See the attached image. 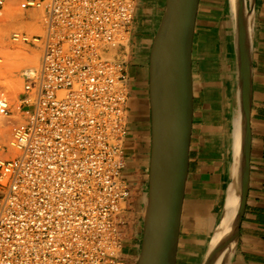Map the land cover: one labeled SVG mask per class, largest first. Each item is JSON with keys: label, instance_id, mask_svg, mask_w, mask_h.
<instances>
[{"label": "built area", "instance_id": "built-area-1", "mask_svg": "<svg viewBox=\"0 0 264 264\" xmlns=\"http://www.w3.org/2000/svg\"><path fill=\"white\" fill-rule=\"evenodd\" d=\"M138 3L0 0L35 27L11 41L39 53L21 71L18 110L0 89L10 125L0 134V264H129L140 222L125 147Z\"/></svg>", "mask_w": 264, "mask_h": 264}, {"label": "crops", "instance_id": "crops-1", "mask_svg": "<svg viewBox=\"0 0 264 264\" xmlns=\"http://www.w3.org/2000/svg\"><path fill=\"white\" fill-rule=\"evenodd\" d=\"M165 1L139 0L132 29L126 175L142 191L147 187L151 151L149 55ZM248 2L252 3L250 182L239 234L226 264H264V0ZM234 14V0L199 2L192 64L193 125L180 228V264L202 263L236 179L239 93ZM138 243L139 239L132 244L133 254H137Z\"/></svg>", "mask_w": 264, "mask_h": 264}, {"label": "water", "instance_id": "water-1", "mask_svg": "<svg viewBox=\"0 0 264 264\" xmlns=\"http://www.w3.org/2000/svg\"><path fill=\"white\" fill-rule=\"evenodd\" d=\"M199 2L166 0L152 40L148 82L151 151L147 196L144 211L140 215L142 225L137 226L141 245L136 264L181 263L178 252L193 125L192 64ZM234 2L239 93L236 177L239 205L231 230L214 246L209 243L201 264H215L223 251L228 247L231 250L239 234L249 190L252 144V3L248 0ZM225 209L226 205L220 222Z\"/></svg>", "mask_w": 264, "mask_h": 264}, {"label": "rangeland", "instance_id": "rangeland-1", "mask_svg": "<svg viewBox=\"0 0 264 264\" xmlns=\"http://www.w3.org/2000/svg\"><path fill=\"white\" fill-rule=\"evenodd\" d=\"M12 6V7H11ZM6 7H11V8H6ZM3 11H0V40L3 41V44H0V57H1V61H0V83H2V85L0 86V89H2V87L4 88V82H7V80L10 77V72H8L10 68L12 67H16L15 69L13 68V76L15 79V92L13 93L12 90L11 92V97H12V102H13V108L14 105L18 104V95L19 92L22 90V77H21V71L23 70V68L27 67V66H38V64H35L32 59L30 60L29 58H13L12 56H10L7 51L12 49V50H18V51H25V52H30V53H36V55L38 54V62H39V53H37V51L34 48H31L25 44H17V43H13L11 41L10 35L13 31L15 30H22L19 26V22H15V24L13 22L12 19L18 21L16 18H20L22 16V11L17 9L14 5H7ZM14 7V8H13ZM14 9V10H12ZM17 9V10H16ZM9 12L8 10H10L12 12V14L16 15V18L14 15L11 14V12H9L8 14H6ZM164 10V9H163ZM15 12V13H14ZM5 13V14H4ZM3 15V16H2ZM12 15V16H9ZM162 16V15H161ZM14 17V18H12ZM135 26V21L133 23V27ZM23 28V26H21ZM26 29V28H24ZM133 34L131 33V37H130V46L132 47V51L134 50L133 47ZM4 69V70H3ZM7 72V74H4L3 72ZM2 72V73H1ZM6 80V81H5ZM7 85H5L6 87ZM6 89H9L8 87ZM18 101V102H17ZM3 119V120H1ZM2 126V127H1ZM5 127V128H4ZM7 127V128H6ZM2 128V129H1ZM6 130H9L6 131ZM2 133V134H1ZM8 133H10V125L7 124V120L3 117H1L0 115V134L3 135L6 138H9L10 134L8 135ZM129 133V130H128ZM6 134V136L4 135ZM136 187H140L137 184L135 185ZM146 187V184H145ZM136 189L135 193L139 192V197L132 199V203L130 204V209H129V213H131V215L135 216V217H140V215L143 213L144 211V201L145 198L147 196V190L145 188V190L142 191ZM138 196V194H136ZM140 225H142V220L140 219L139 222ZM140 245H141V241L139 240V243L137 245L136 248V253L138 254L139 250H140ZM137 254H133L130 258L129 264H136L137 262Z\"/></svg>", "mask_w": 264, "mask_h": 264}, {"label": "bare ground", "instance_id": "bare-ground-1", "mask_svg": "<svg viewBox=\"0 0 264 264\" xmlns=\"http://www.w3.org/2000/svg\"><path fill=\"white\" fill-rule=\"evenodd\" d=\"M236 1V0H235ZM235 4V2H234ZM12 7V6H11ZM11 7H6L7 9L8 8H11ZM235 7V5H234ZM5 8V9H6ZM14 8V7H13ZM14 10V9H12ZM17 10V9H16ZM9 12H11L10 10H8ZM8 12V13H9ZM6 14L7 13V10L5 12ZM4 13V14H5ZM15 13V12H14ZM12 14V12H11ZM14 15V14H12ZM12 15H9V16H12ZM235 15V14H234ZM3 16V15H2ZM15 18H16V15H14ZM23 15L20 17V18H16L18 21L12 19L13 21L10 20V22H13L15 24V22H19L17 24H21V26H23V28L20 26L21 29H28V30H32L34 29L35 27L33 26V24L30 22V21H26L25 19L22 18ZM14 18V17H12ZM15 21V22H14ZM236 24V23H235ZM3 44V41L0 40V44ZM7 53L12 56L13 58H29L30 60L32 59V61L35 63V64H38V54L36 55V53H30V52H25V51H18V50H8ZM13 68L15 69L16 67H12L10 69H8L10 72V77L9 79L7 80V82H4L6 84H4V88H9V90L14 93L15 92V79H14V76H13ZM17 69V68H16ZM4 70V69H3ZM2 71V70H1ZM3 72V71H2ZM1 72V73H2ZM4 74H7V72H3ZM6 81V80H5ZM2 85V83H0ZM0 85V86H1ZM5 85H7L5 87ZM3 86V85H2ZM3 88V87H2ZM18 99V98H17ZM18 102V101H17ZM19 104V102H18ZM18 104L14 105V109L18 110ZM2 117V116H1ZM3 120V119H1ZM4 121V120H3ZM2 127V126H1ZM5 128V127H4ZM7 128V127H6ZM2 129V128H1ZM9 132V130H6ZM2 134V133H1ZM10 133H8L9 135ZM6 136V134H4ZM237 149V148H236ZM236 177H237V173H236ZM228 193V192H227ZM227 198V197H226ZM238 205H239V192H238V185L236 184V179L234 181V183L231 185V188H230V191H229V194H228V198H227V204H226V209H225V212H224V215H223V218L221 220V222L219 223V225L217 226L214 234H213V237L211 239V242H210V245L211 246H214L215 243L220 239L222 238L223 235H225L227 232H229L233 226V224L235 223V216H236V212H237V209H238ZM230 247H228L225 251H223L222 254H220V256L218 257L217 261L215 264H226V261H227V258L229 256V250Z\"/></svg>", "mask_w": 264, "mask_h": 264}]
</instances>
